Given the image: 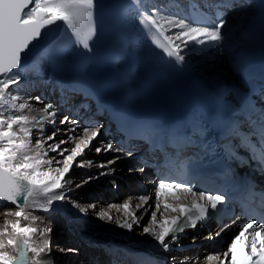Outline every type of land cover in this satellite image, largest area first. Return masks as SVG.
<instances>
[{
	"label": "snow or ice",
	"instance_id": "snow-or-ice-1",
	"mask_svg": "<svg viewBox=\"0 0 264 264\" xmlns=\"http://www.w3.org/2000/svg\"><path fill=\"white\" fill-rule=\"evenodd\" d=\"M233 6L234 0H219L212 6L214 13L208 14L206 11L201 12L202 7H209L207 4L202 5L201 0H185V3H181V0H167L160 5L153 4L148 9L140 5V0H127L120 5L122 11L119 19L121 23H125L129 15L134 14L141 31L155 48L169 58L170 62L182 64L186 49L197 45L219 46V42L224 39L223 30L227 24L221 10ZM181 7L186 8L183 16L169 12L170 8ZM97 8L98 0H0V202L12 204L18 209L13 212L11 208H4L2 212L5 227L0 230V264H52L50 260L44 259L51 252L52 227L47 224L42 229L22 226L20 221L23 219L35 223L41 220L26 209L49 212L55 201L69 199L66 189L71 182L69 174L73 167L92 166V161H78L77 158L82 157L85 150L101 135L102 125L87 126L76 118L67 115L60 117L57 106L45 103L40 96L33 98L41 107L35 109L37 114H32V101L19 95V85L26 70V54L43 38L45 30L53 26L58 27L62 36L72 44L90 52V41L97 35ZM260 96L264 99V87L260 89ZM242 115V120L224 122L222 143L218 147L229 159H239L237 149H243L248 154L244 162H254L255 167L264 174V106L258 110L255 106L246 108ZM47 126L51 127L50 132L46 131ZM61 134L65 138L58 139ZM67 144L73 146L62 147ZM95 151L126 153L129 157L133 155L130 149L126 150L111 142L96 147ZM50 152L55 155L49 156ZM119 159L120 156L117 155L106 164L98 165L107 170L101 171L97 176L90 175L84 183L114 174L115 169L109 165ZM53 163L57 167L53 168ZM169 163L175 164V161ZM44 167L47 170L41 171ZM180 167L186 169L187 165L181 162ZM135 170L130 168L128 171L131 173ZM138 170L144 172L145 169L140 166ZM81 186L75 185L77 188ZM113 186H116L115 181ZM166 187L189 194L191 202L183 206L177 204L175 207L165 203L164 212L169 215L161 214L158 218L161 192ZM249 190L254 191L251 186ZM154 193L155 210L151 211L148 224L142 227L141 235L150 236L163 252H170L173 247L180 246V240L187 230H194L215 219L226 210V205L230 202L224 191L196 189L183 181H168L163 178L156 185ZM260 196L262 211L258 215L254 210L241 205V215L248 216L247 223L223 252V258L221 254L213 252L207 254L204 261H218L219 264H264V190L260 192ZM152 198L148 194L137 196L139 203L131 211L132 197L122 204L109 205L108 209H115L117 212L123 210V220L114 219L108 209L97 210L95 203L81 205L71 201V204L81 214L87 215L92 210L98 219L114 222L117 227L132 231L134 225L140 226V221L152 207L148 204ZM141 208L144 212L138 216L136 210ZM170 208L175 215L169 212ZM13 215L17 218L15 223L7 219ZM228 227V224H223L219 231H209L204 239L215 240ZM37 233L41 238L39 245L33 241V236ZM195 240L196 237L193 236V243ZM241 240L245 242L247 249L243 261H239L236 254V244ZM137 264H151V261H137ZM178 264H201V258L183 257Z\"/></svg>",
	"mask_w": 264,
	"mask_h": 264
},
{
	"label": "bare ground",
	"instance_id": "bare-ground-1",
	"mask_svg": "<svg viewBox=\"0 0 264 264\" xmlns=\"http://www.w3.org/2000/svg\"><path fill=\"white\" fill-rule=\"evenodd\" d=\"M141 2H143L142 6H144L145 9H148L153 5V2L149 1V0H141ZM169 12H171L170 9H169ZM248 13H249L248 10H244V11H240L238 13L229 14L228 17H231L232 19L230 22L227 21L226 28H233L236 31V36L224 37V39L222 41L225 44L234 43V42L239 40V33L241 32L242 29H245V25H243V26H239V25L241 24V22H243L244 18H246ZM203 48H206L207 50H209V52L212 54V56H214L215 62H216V66L213 68H210L207 72H205L202 69H198V66H197L198 60L192 59V56H191V53L195 52L194 50L197 51V49H198L201 51ZM200 51H198V52H200ZM184 61L189 65V67L196 74L203 76L205 79H208L212 82L222 83V82H229L232 80V76L229 73L227 66H226V62H227L226 54H223L221 52V48H218L215 46L197 45L196 49L190 48V49L185 50V60ZM30 67H28L25 70L24 78L21 81V83H23L25 81L26 82L27 81H32V82H38L39 81V78H37V76H35L33 74V72H30L31 70L30 71L28 70ZM29 72L31 74H29ZM60 127L63 128L65 126L60 125ZM68 127H71V125H68ZM50 130H52L51 127L47 126L46 131H50ZM33 135L35 136L36 133H34ZM61 135H63V134H61ZM99 140H101V139H99ZM72 146H73L72 144L66 145V147H68V148H71ZM88 150L89 149L85 150L84 155L87 154ZM106 153H114V152H106ZM52 154L55 155V153H52ZM89 154L90 153H88V155ZM84 155L82 157H79V158H82V160H84L85 158L87 160H90L91 157H84ZM116 156H114V157H116ZM130 158H132V157L127 156L125 153V154L121 155V157L118 161L119 162H121L123 160L129 161ZM129 162H130L129 165L131 166V168L136 169L132 173V177H134L133 178L134 180H132L133 183L135 184L136 182H142L148 188L154 187V184H156L157 180L153 179V177H151L148 174L149 168L147 166H145L144 164L138 165V162L134 158L131 159ZM116 164L114 163L112 166H110V168L114 169L116 167ZM53 165H56V164L53 163ZM98 165L99 164L92 162L91 167L81 168V170H83L82 172L86 173L85 178H88L90 175L96 176L97 174H99L100 170H98V168H99ZM140 166L144 167V169H145L144 172H140L138 170ZM46 170H47V168L41 169V171H46ZM78 173L79 172H76V170L72 169V171L70 172V175L72 177H80ZM116 173H118V172L116 171ZM120 174H122V173H120ZM101 179L104 180L103 182L110 183L112 186L108 185L107 187H105V185L103 186V184L96 186L93 188L96 192H97V189H103V188L107 189L108 187H110L111 190L118 191L117 190V189H119V188H117L118 186H115V187L113 186L114 180L109 182L106 178H104V176H102ZM135 187H136V184H135ZM105 189H103V190H105ZM67 190L68 189H66V192H67ZM120 190L122 191L123 189H120ZM72 193L73 192H71V191L67 193V194H70L69 199L73 198L75 200L77 199L79 201H82V199L84 200L87 198V197H85L86 194L82 190L81 191H74V193L73 194ZM78 193H81L80 196H77ZM2 206H4V208H11L13 212L18 210L15 206H12V205L0 204V207H2ZM134 208L129 209V210L131 211ZM108 210L111 212L114 219L115 218H119L121 220L125 219L123 210H121L120 212H117L115 209H108ZM26 211L32 212L33 215L39 216L41 218V220L36 221L35 223H32L30 220L21 219V221H20L21 225L22 226L37 227L38 229H42L45 224L51 226L53 229L52 233L50 234L51 235V242L58 241L60 239L59 236H61V235L65 236V235H69L71 233H74V238H75L76 242L82 243V244L85 241L96 239L97 241H99L101 243H107V242H109V244L111 242L117 243L116 246H118V247L121 245H126V246L136 245V246H143V247L146 246L147 247L148 243L153 242V240L150 236L141 235L142 230H136L134 228L135 225L133 226L132 231H129V230L123 229V228H119L116 226V224L114 222L110 223V222H106V221H102V220L98 219L95 216V214H93L92 210H89V213L87 215L79 213L78 209L72 207V205L69 204V202H66L65 200L64 201H55L52 205V209L49 212H43L39 209H37V210L26 209ZM142 211L144 212V210H142ZM59 215H63V216L65 215L66 218H63L62 216H59ZM2 216L4 218L3 219L4 223L0 224V230H3V228L5 227V217H4V215H2ZM158 218H160V217H158ZM7 219L10 220L11 222L15 223L17 218L13 215V216L7 217ZM244 220L245 219H243V218L236 219V217H235V218L229 219L226 222H224L223 224L229 225V227H228L229 230L227 231L226 236L230 235L232 232H234L236 229H238L240 227V225L242 224V222H244ZM233 221H235V222H233ZM219 229H220V227L218 228V231H219ZM9 231H11L10 226H9ZM33 241L37 245H39L41 243V238H40L38 233L33 236ZM8 251L10 253L12 252L11 249H8ZM78 254L80 256H82L81 251L78 252ZM29 255L31 256V253H29ZM58 258H59L58 255L55 258V257H51L49 254L44 257V259L50 260L52 262V264H66V262H67L66 256H62L59 259ZM212 263L215 264V261L203 262L202 264H212ZM68 264H73V263L69 262Z\"/></svg>",
	"mask_w": 264,
	"mask_h": 264
},
{
	"label": "rangeland",
	"instance_id": "rangeland-1",
	"mask_svg": "<svg viewBox=\"0 0 264 264\" xmlns=\"http://www.w3.org/2000/svg\"><path fill=\"white\" fill-rule=\"evenodd\" d=\"M194 49H196V47ZM194 51L195 52H192L191 53V56H192V59L198 60V65H197L198 66V69H202L205 72H207L210 68H213V67L216 66L215 58H214V56H212V54L209 52V50H207L206 48H203L201 51L198 50V49H197V51L196 50H194ZM198 51H200V52H198ZM19 92L21 93V91H19ZM20 93H19V95L21 97H24L25 98V96L21 95L22 93L21 94ZM33 98L34 97H32L30 99L28 98V99L32 101V104L34 106V110H33L34 112L32 114H37L35 112V109H38L41 106L38 105V104H36ZM59 127H60V125H59ZM50 131H47V132H50ZM63 138H65L63 135H60L58 137V139H63ZM34 139H35V136H34ZM49 143H51V142H49ZM101 145H103V141L102 140H99V138L97 137V139L92 142L91 147L89 148L87 154L84 155V157H91L90 158V161H92L94 163H97L99 165L106 164L107 161L113 160L115 157H111V156L112 155L115 156V154H113V153H106V152H103V151L100 152V153H97L95 151V148L96 147H100ZM62 147H66V145H63ZM88 153H90L91 155L90 154L88 155ZM106 154L111 155V156H107ZM49 156H54V155L52 153H49ZM57 159H60V157H57ZM131 159H133V158H130V160ZM77 160L80 161V160H82V158H79L78 157ZM83 161H89V160H87L85 158ZM129 161H126V160L124 161L123 160V161L119 162L117 160L115 162V164L116 163L117 164H116V167L114 168L115 169L114 174H110V175L104 176V178H106L109 182H111L112 180H114L116 182L115 183L116 186H118L117 188H119L117 190L119 192L123 193V194L125 192L131 191V190H133L135 188V184L132 181V180H134L133 179L134 177H132V173L133 172L130 173L128 171L131 168V166L129 165V163H130ZM112 165L113 164L109 165V167L112 166ZM52 167L55 168V167H57V165H52ZM61 167H62V165H61ZM44 168H46V167H44ZM73 170H76V172H79L78 174H79L80 177H72L69 174V178H70V181L71 182L68 185V188H67L68 190L66 192V195L69 198L70 197V194H67L68 192L71 191V192L74 193V191H81L82 190L86 194L85 197H87V198L84 199V200L82 199V201H79L77 199L75 200L73 198L67 199L65 201L66 202H69V204H71V201H76V202H78L81 205H87V204L95 203L97 205V210H99L101 208L108 209V208H105L102 205H100V203H98L97 199L94 198L95 197V194H98V193L100 194L101 191L103 189H105V188H103V189H97V192L93 188L96 187V186L102 185V184H103V186L105 185V187H107L108 185L110 186L111 184L110 183L103 182L104 180L101 179L102 176L99 177V179H93L90 183H84V181L87 180V178H85L86 177V173H83L82 172L83 170H81V168H78V167H75V166L73 167ZM98 170H100V172L101 171H106V169H101V168H98ZM116 171L118 173H116ZM119 172L122 173V174H120ZM76 184H81L82 186L79 187V188H77V187H75ZM120 189H123V190L121 191ZM80 194L81 193H78L77 196H80ZM136 200L137 199H135V204L139 203V201L138 200L136 201ZM0 208H1L0 209V215H1L0 216V224H3L4 223V220H3L4 218L2 216V212H3L2 209H4V206H2ZM132 208H134V207H132ZM142 210H144V209L136 210V214L138 216L141 215V213H143ZM93 214H94V212H93ZM149 217H150L149 215H147V216L144 215V218L140 221V226H136L135 225L134 228L136 230H142V227L143 226H146V224H148ZM59 238H60L59 240H61V243H63L64 242V237H62V235H61V236H59ZM61 249H64V251H61ZM68 249H70V248L67 247V246H64V245L61 246V244L59 245L58 242H54L53 241V242H51V252L49 253V255L51 257H55V258H56L57 255L59 256V258L62 257V256H66L67 257L66 258V261H67L66 264H68L69 262H72L73 264H81L82 263L81 261L83 259H81L79 257L80 255L78 254V256H75V252L67 251Z\"/></svg>",
	"mask_w": 264,
	"mask_h": 264
},
{
	"label": "water",
	"instance_id": "water-1",
	"mask_svg": "<svg viewBox=\"0 0 264 264\" xmlns=\"http://www.w3.org/2000/svg\"><path fill=\"white\" fill-rule=\"evenodd\" d=\"M148 174L152 177L153 176V171L148 169ZM243 223V222H242Z\"/></svg>",
	"mask_w": 264,
	"mask_h": 264
}]
</instances>
